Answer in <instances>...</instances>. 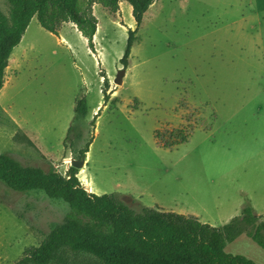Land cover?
<instances>
[{"label": "rangeland", "instance_id": "1", "mask_svg": "<svg viewBox=\"0 0 264 264\" xmlns=\"http://www.w3.org/2000/svg\"><path fill=\"white\" fill-rule=\"evenodd\" d=\"M92 12L95 54L73 25L50 35L31 19L0 90V154L65 176L91 141L75 169L90 194L214 228L244 206L264 222V0H155L138 28L125 2L114 15ZM129 30L137 41L115 85ZM80 100L85 115L75 118ZM69 214L61 201L0 182V264L16 263ZM225 252L264 264L245 236Z\"/></svg>", "mask_w": 264, "mask_h": 264}, {"label": "trees", "instance_id": "2", "mask_svg": "<svg viewBox=\"0 0 264 264\" xmlns=\"http://www.w3.org/2000/svg\"><path fill=\"white\" fill-rule=\"evenodd\" d=\"M8 16L0 12V90L13 49L16 48L32 18L50 35H57L61 25L71 24L87 41L95 54L93 39L97 20L92 7L101 6L110 15L120 2L131 8L136 27L155 0H6ZM136 31H128L126 48L119 64L127 68ZM104 101L108 88L103 81ZM85 103L74 107L75 118L85 115ZM98 116L95 115L91 121ZM69 128L65 140L69 139ZM157 139V137H156ZM187 142V136L171 143L169 149ZM88 142L79 152L84 159ZM69 168L65 176L55 171L24 167L0 154V182L16 193L40 192L46 198L61 201L70 210L39 246L27 249L14 264H254L241 255L225 252L227 243L245 236L264 251V222L252 208L244 206L240 216L222 228L201 224L191 216L143 208L136 214L111 195L96 196L86 192Z\"/></svg>", "mask_w": 264, "mask_h": 264}, {"label": "water", "instance_id": "3", "mask_svg": "<svg viewBox=\"0 0 264 264\" xmlns=\"http://www.w3.org/2000/svg\"><path fill=\"white\" fill-rule=\"evenodd\" d=\"M125 75V69H121L120 71H118L113 83L115 85H121L123 78ZM84 166V159L80 160V161H76V160H71L70 161V167L73 169H81Z\"/></svg>", "mask_w": 264, "mask_h": 264}, {"label": "bare ground", "instance_id": "4", "mask_svg": "<svg viewBox=\"0 0 264 264\" xmlns=\"http://www.w3.org/2000/svg\"><path fill=\"white\" fill-rule=\"evenodd\" d=\"M97 29H98V24H97ZM79 175L82 177V178L79 177V181L86 188V190L90 193L91 192L90 183H88V182L85 181L86 180V177L84 176V171L80 172Z\"/></svg>", "mask_w": 264, "mask_h": 264}, {"label": "crops", "instance_id": "5", "mask_svg": "<svg viewBox=\"0 0 264 264\" xmlns=\"http://www.w3.org/2000/svg\"><path fill=\"white\" fill-rule=\"evenodd\" d=\"M94 40V39H93ZM91 193V192H90Z\"/></svg>", "mask_w": 264, "mask_h": 264}]
</instances>
